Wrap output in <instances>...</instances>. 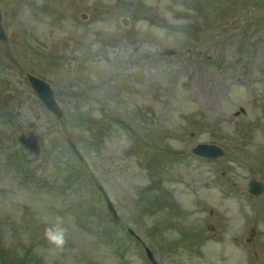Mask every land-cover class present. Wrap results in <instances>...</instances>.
<instances>
[{
  "label": "rangeland",
  "instance_id": "obj_1",
  "mask_svg": "<svg viewBox=\"0 0 264 264\" xmlns=\"http://www.w3.org/2000/svg\"><path fill=\"white\" fill-rule=\"evenodd\" d=\"M35 1V6H32L26 10V16L31 22L34 23V25L44 37L49 36V33L52 30H55L56 36L59 38L65 34L76 33L84 36L87 40L93 39V36L96 33H102V37L104 38L117 39V43L119 45L124 43L125 49L128 53L129 47L128 41L125 38L126 32L122 29L112 27V24L114 19L122 14V12H127L130 6L132 11L138 9L139 4L136 2V0H104L108 6V15L104 17L101 22L96 23L91 27L81 26L75 17L74 13L80 8L79 2H71L69 0L68 2H60L57 0ZM145 3L151 4L154 8L158 9L159 12L157 13L158 20L157 26L155 28L148 30L147 32L144 26L140 27V31L142 32L140 45L142 51L144 52L155 50L161 42H171L174 40H176L181 46L187 48L190 39L184 36H194L196 33L207 32L206 28L209 26L207 23H204L203 20L200 19L198 21V26L195 28L191 24V21L193 23L196 21L193 18V15L188 19L183 17L182 15L185 7L181 6V4L175 3L174 0H148V2ZM218 7L219 5L211 7L206 4L203 15L209 17L210 19L218 17L219 20H222L223 12L226 10ZM110 21H112V24H110ZM209 24L213 25L214 23ZM220 24L215 26L211 32L203 36L197 45V49H206V51L211 54L213 59L225 61H215L209 65L200 64L198 66L190 65L187 67L182 65L179 60L174 59L161 62L157 66L151 65V68H153L152 79L156 80L157 82L161 81L165 89L160 100H154L151 98L150 103H153L156 106L158 115L164 122H170L169 119H172L175 113H180L179 100L176 98V96L182 95L181 97L183 99H188V94L186 91H183L181 82L189 85V78H191L194 74L198 78L196 91L198 96V106L202 110L196 109L198 112L208 116L211 119L220 117V110L217 109L218 107L216 105V101L218 99L219 92L223 87V83L230 79L235 80L236 77H238L240 74H243L244 66L246 65L249 58H253L254 60L264 59V40H259L255 38V36L251 39L252 35L241 38L237 33L226 34V30L223 29ZM135 29H138V27H135ZM145 30L146 32H144ZM147 34H149V36ZM165 74L168 77L165 78ZM219 79L222 80V83L220 84L217 83ZM136 100L148 102L142 97L136 98ZM175 100L178 102V104L174 103ZM7 101L8 98L4 100V102L8 103ZM18 107V105H14L13 109ZM209 114H213V116L210 117ZM256 115L260 114L255 113L254 108L251 106L250 110H247L246 117L242 118V116H240L238 119H242L240 122H236L235 125L242 129L240 124L251 123L252 120H254V116ZM184 124L185 121L181 123V126ZM233 126L234 125L230 127ZM157 134H160V132L156 131V135ZM116 136L118 135L112 132L111 138L109 139V149L113 150L116 156L112 166L119 176L125 180L127 186L131 190L137 191L136 186L143 185L141 173H132L133 168L131 160L126 159L124 152L119 153L115 149L114 141ZM46 139L48 138L44 135L41 141ZM120 141L119 145H124L123 140ZM0 143L2 144L0 145L1 164L3 159H6L8 155L6 154V149L11 144H9L7 141H0ZM33 158L34 154L29 152L26 154L25 162L30 164ZM179 166L180 172L177 174V182L173 187L174 191L178 192L181 200L186 202V198L183 197L186 189H191L197 184H203L211 181L212 176H209V174L212 171H210L208 167L196 165L195 163H193L191 166V163L189 162ZM216 168L220 169L218 165H216L214 169ZM5 169L6 164L4 163L3 167L0 166V243L2 242L3 245H8V247L13 251V255L16 259L23 260L24 264H27L25 262L26 254L24 248L21 247V242H18V240L11 242L8 240V236L10 233L15 231V228L13 227L17 222L19 223L18 227H20L18 229L22 231L24 229L23 225L26 227L28 226L27 219L31 218L38 219L44 226L57 225L61 227L65 237L67 238V245L65 247L67 254L65 257L60 260H54L53 258L51 260L52 263H45L40 259L41 264H74L71 256L75 253H79L83 258L86 259V263L84 264H111L107 255L101 253L100 257H98V251L91 248L87 242V239H89L88 234L84 233L80 229L82 223L78 220H72L70 218V215L74 214V211L71 210L66 212L63 206L60 205V200L63 197H59L58 195L48 196L39 192L31 193L30 191H24L18 187L16 191L12 190V194L16 195L15 197H12L9 187L16 185L17 182L16 180L13 182L11 179L6 180L5 175H16V171L13 168H11L10 171H6ZM121 169H125L127 172H122ZM128 176L130 177L127 178ZM243 187L244 185L242 183H238L236 189L238 192L232 196L233 200L226 201V203L222 205L220 209H218V213L216 214L219 217L226 216V220L227 218H229V220L237 219L238 215H227V207L237 205L239 206V191L243 190ZM207 189L208 187L203 189L198 195L197 199L200 201L199 206L190 209V215H192L190 217V221L193 224V229H199L203 227V220L207 215H209L206 209L207 205L202 198L204 195H213L208 193ZM218 199L223 200L222 198ZM224 199L227 200L228 197H224ZM190 203L194 206L196 204V199L192 200ZM23 204H29L36 208L31 212L26 211L22 208ZM194 211H197L200 214L194 215ZM164 219L165 218H163V220ZM225 226L226 221L221 223L219 237H221L223 234H227L228 237L233 234L232 232L227 233ZM177 227L180 231L185 230V222L180 220ZM166 234L167 236L173 237L178 233L175 228H171ZM213 248L215 249L214 257L209 255L210 250L213 251ZM186 250L189 251V247ZM40 251V249H36L35 253ZM178 253L181 255L180 252ZM235 253L236 252L229 246V244L216 246L215 244L207 242L196 248L195 252L189 255L188 258L198 256L207 259L209 263L212 264H233V261L231 262V260H236V257L240 255L239 253L235 258H231L230 255ZM49 254V251L44 253L45 259ZM193 262L194 264H201L200 261Z\"/></svg>",
  "mask_w": 264,
  "mask_h": 264
},
{
  "label": "clouds",
  "instance_id": "obj_2",
  "mask_svg": "<svg viewBox=\"0 0 264 264\" xmlns=\"http://www.w3.org/2000/svg\"><path fill=\"white\" fill-rule=\"evenodd\" d=\"M49 242L53 244L55 247L60 248L64 245V232L62 229H55L49 231Z\"/></svg>",
  "mask_w": 264,
  "mask_h": 264
}]
</instances>
